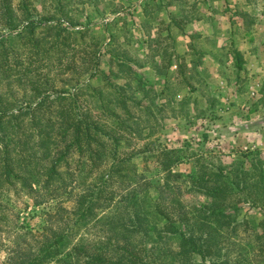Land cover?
Returning <instances> with one entry per match:
<instances>
[{
    "label": "rangeland",
    "instance_id": "374dc122",
    "mask_svg": "<svg viewBox=\"0 0 264 264\" xmlns=\"http://www.w3.org/2000/svg\"><path fill=\"white\" fill-rule=\"evenodd\" d=\"M19 1L12 0L18 18L25 16L18 8ZM24 2L34 24L53 26L46 38L40 36L49 30L38 27L41 43L57 37V32L68 45L59 46L61 52L52 51V55L32 64L29 60L35 57L22 51L17 57L20 63L0 68V115L5 116L3 125L11 120L9 127L0 129V263L15 249L36 253L54 233L62 232L68 235L55 264H83L85 255H77L72 246L83 247L80 254L101 252L100 242L105 236L125 232L121 227L109 228L125 202L115 203V199L128 190L152 199L160 194L167 173L160 165L162 157L156 156L160 150L182 151L171 170L183 175L201 167V163L230 166L237 159H243L249 168L247 159L254 154L264 168V0ZM14 33L0 23V34ZM39 75L41 79L47 77L43 93L34 89L33 81L39 86ZM114 86L125 89L123 101L113 99L117 104L107 105L109 113L105 114L92 88L99 87L100 97L107 103ZM41 100L45 102L39 108ZM61 109L98 120L106 133L113 127V110L117 117L129 112L138 121L133 126L146 127L127 134L135 149L130 162L140 177L136 181L125 179L119 188L114 187L116 182L109 186L112 193L106 204L110 205L96 208L95 218L84 225L74 221L76 198L86 186L92 187L102 178L98 174L107 170L106 161L111 157L91 167L80 164L79 153H73L67 170L72 177L65 176L67 193L47 196L43 170L57 155L51 134L44 140L40 129H49L45 126L48 119L57 128L61 116L56 111ZM101 138L107 139L105 134ZM128 138L122 140L121 156L133 152L125 145ZM147 141L151 151L144 155L137 152L136 148ZM7 157H12V170L7 165L5 168ZM90 167L94 171L88 174ZM38 171L41 173L36 176ZM29 178L33 179V190L28 187ZM176 183L182 187L181 194L175 191L172 195L181 204H197L204 199L183 191V182ZM253 194L258 197L262 193ZM111 204L114 209L120 208L119 212L112 211ZM263 218L264 210L242 204L235 229L230 223L219 232L221 260L232 263L249 251L264 250ZM165 249L176 250L174 245ZM257 262L253 254L250 264ZM174 263L180 264L179 260Z\"/></svg>",
    "mask_w": 264,
    "mask_h": 264
},
{
    "label": "trees",
    "instance_id": "16d2710c",
    "mask_svg": "<svg viewBox=\"0 0 264 264\" xmlns=\"http://www.w3.org/2000/svg\"><path fill=\"white\" fill-rule=\"evenodd\" d=\"M18 8L24 10L25 16L18 18L15 15L12 0H0V23L9 31H16V33L6 36L0 34V68H13L11 63H20V58L17 57L22 55L20 54L22 51L27 53L28 57H35L29 60V64H32L38 59L52 55V51L61 52L63 48H59V46L66 47L68 45L65 42L66 38L59 36L60 33L57 32V37L41 43L38 27L49 30L47 34L40 36L46 38L50 37V30L53 26L34 24L27 16L29 11L24 0L18 2ZM20 21L25 23L21 25ZM17 29L19 30L17 31ZM58 38L59 40H57ZM29 69L31 71L30 67ZM46 78L41 79L39 75V86L33 81L34 89L41 93L45 92L47 90V82L44 81ZM92 90L94 99L100 100L98 107L105 114L109 113L107 105L117 104L113 99L118 102L123 101L121 94L125 91L119 86L112 87L109 91L112 97H109L111 99L106 103L105 99L100 97L102 91L99 87L92 88ZM47 96L46 94L45 97ZM140 101H136L135 104L138 105ZM44 102L39 101L38 107L40 108ZM119 106L122 107V105ZM56 112L61 116L57 128H54V124L49 123L51 120L48 119L45 121V126L49 129H40L44 140H49L51 134L50 140L54 144L55 155H57L43 170V183L48 191H46L47 196L53 198L67 193L69 183L65 181V176L72 177V172L67 170L70 168L68 159L70 156L72 157L73 153H79L82 161H77L80 164L91 167L99 166L107 160L108 155L111 157L106 161L108 168L104 169L107 170L98 174L100 177L102 174V178L97 179L92 187L86 186V190L84 189L76 198L77 216L74 221L78 225H84L88 219L93 216L95 218L96 208H107L110 205L106 204V200L112 193L109 186H114L113 183L116 182L114 187L119 188L123 186L125 179L134 178L133 181H136L140 177V174L134 171V164L130 162L135 149L131 146V141L127 136L129 130L137 128L133 124H137L138 121L134 120L135 117L129 115L127 111L128 115L117 117V112L113 110L111 112L113 127L111 133L108 131L106 133L103 124L98 120H89L86 114L80 117L74 116L76 113L67 109ZM79 115H81L80 112ZM4 118V115H0V129L2 130L9 127L11 122L8 120L3 125ZM144 128L146 127L142 126L137 129ZM53 132H56L55 136H52ZM103 133L107 137L106 140L101 138V136L104 137ZM113 133L117 135L111 136ZM125 138H128L125 145L133 152L129 154L123 152L121 156L122 140ZM149 143L147 141L142 147L136 148L137 152H141L143 155L150 152ZM180 155H182V151L178 149L158 151L156 156L162 157L160 165L164 170H167L158 196L153 199L148 195L139 197L135 190H128V193L114 200L115 203H122L124 200L126 203L124 202L120 206L122 211L112 218L114 224L109 228L121 227L124 229V233L116 231L105 236V239L100 242V248L103 247V249L97 254H80L83 247L72 246L71 249L75 250L77 255H85L83 264H175V260H179L180 264H187V262L189 264H250L253 254L258 259L257 264L264 261V250L252 252V254L249 251V254L242 255L239 261L235 259L232 263L221 260V246L219 245L221 239H217L219 232L225 229V226L233 223V225L230 224V227L235 229L239 224L237 215L242 204L250 203V205L258 206L264 210V168L262 162L255 159L254 154L252 159H247L249 168L245 166L243 159H237L230 166L201 163V167L183 175L181 172L171 170V166L180 160ZM5 160V168L7 165V169L12 170V157H7ZM91 167L88 174L94 171ZM39 173L41 172L38 171L35 175L39 176ZM10 174L11 171L7 172V175ZM181 177H183L182 180H180ZM32 180V178L26 180L30 190H33ZM39 180L40 178L36 181ZM178 181L184 183L183 191L197 194L204 199L197 200V204H181L178 198L173 197L176 195L173 194L175 191L181 194L182 187L176 183ZM253 192L262 194L256 197ZM162 200L164 203H161ZM111 206L112 211L119 212L120 208L116 209L115 207L114 209V204ZM260 222L264 224V218ZM64 235V232L54 233L53 238L45 244L42 243L36 253H31L27 248L15 249L10 258L0 264H55V262H59V257L63 253L64 240L68 234ZM170 241L174 243L171 244ZM170 245H174L176 250L165 249ZM195 257H199V260H195Z\"/></svg>",
    "mask_w": 264,
    "mask_h": 264
}]
</instances>
